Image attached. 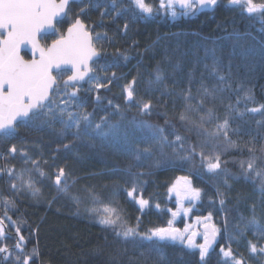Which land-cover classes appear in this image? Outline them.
I'll use <instances>...</instances> for the list:
<instances>
[{
    "label": "trees",
    "instance_id": "obj_1",
    "mask_svg": "<svg viewBox=\"0 0 264 264\" xmlns=\"http://www.w3.org/2000/svg\"><path fill=\"white\" fill-rule=\"evenodd\" d=\"M146 3L156 8L159 11L158 15L153 13L152 16H146L140 13L135 7L129 6L130 0H116L115 7L112 0H92L91 5L85 0L83 5L80 3L70 6V17L84 6L85 13L82 14V18L94 27L95 32L102 36L107 33L109 39L102 41V44L108 54L101 58L100 65L105 66L114 61L119 65L112 69L119 79L109 89L100 90L99 104L95 101L94 94L84 91L79 94L81 101L86 104V110L93 113L91 119L98 122L101 116L109 114L110 122L118 123L121 130H133L134 126L129 121L136 116L135 108L125 111V119L120 120L119 115L108 105V101L122 105L120 86L136 77L137 93L150 98L154 104L151 116L138 118L164 127L165 135L169 139H174V132L178 131L195 144L196 129L186 131L176 118L177 113L183 108V99L179 93L191 87L195 97L201 83L210 88L223 87L224 90L219 95L224 103L207 105L216 109L219 121L214 120V123L222 121L227 105L233 104L244 115L241 117L232 113L230 125L233 129H238L239 135L230 134L231 138L238 143L254 139L257 148L255 155L260 157L259 148L264 144V113H251L246 109L264 104V19L259 16L249 17L240 8L229 6L227 0H220L215 9L197 12L173 21L167 10L159 9V0H146ZM176 9L183 11L178 7ZM101 12L106 13L103 18ZM69 23L70 19L66 18L57 27L60 31H66ZM124 24H128L126 32ZM53 38L54 35L47 37L44 43H51ZM117 48L127 54L129 57L127 61L115 56ZM213 59L218 61L231 87L219 85L217 78L210 74L206 65L211 66ZM158 65L164 69L167 92H171L172 95H168L167 92L161 95L163 85L150 87L148 84L150 79H154V69ZM100 77L103 79L102 73ZM240 85L242 87H239ZM87 87L85 84L84 88ZM249 91L253 101L243 98L244 93ZM238 98L239 104L236 103ZM195 102L194 99L193 103ZM166 118L170 120V124H165ZM59 127V124L55 127H21L12 140L18 149L22 148L33 159H40L41 168L48 174L53 172V165L65 167L70 174L69 195L63 193L57 195L51 181L45 179L41 185L43 199L37 201L28 194L21 195L17 198L16 209L10 212L14 220L27 222L22 224V233L29 238L26 250L30 251L34 245H38L41 258L37 264H198V254L179 244H162L160 255H157L155 252H149L150 242L144 241L138 245L121 243L110 230L102 229L96 222L97 215H89L84 204L77 210L74 197L85 200L89 207H93L84 191L85 188H93L101 193L100 203L94 205L99 215H103V205L112 199L113 193H116L115 199L124 209L129 224L134 226L136 217L141 214L138 206L126 198L123 189L130 179L125 170L136 162L121 151V144L113 146L114 141L111 139L106 141L89 137L74 139L70 132L61 135ZM148 134L146 129L143 132L136 131L135 137L141 139ZM92 136L94 137V134ZM64 144L70 146L65 149ZM8 146V143L0 142V156L6 153ZM217 151H222V160L228 161L225 167L231 174L228 177L231 187L224 185L223 175L214 176L203 169L193 172V184L203 189V197L189 216L192 220L195 215H207L208 211H212L214 221L221 226L218 244L210 254V264H217L218 245L229 243L228 235L235 233L233 225L239 220L240 215L251 216L252 203H256L257 216L264 223L259 178L232 179L233 176H240L239 162L249 159L252 154L246 148H229L224 151L221 146ZM44 160H47L48 164H44ZM10 163L17 171L30 167L25 165L19 156ZM256 163L257 167L264 166V160L258 159ZM3 164V159H0V166ZM139 164L141 166L139 169L133 167L132 170L151 173L143 178L146 181L142 184L143 195L151 201V206L141 216V230L166 226L171 218L167 208H175V195L170 196L168 188L178 176L189 175L190 166L188 164L173 166L165 162L156 167L153 165V158L144 157ZM34 175L38 178V174ZM217 186L226 193L225 208L230 221L228 233L223 230L225 213L219 211ZM0 194H11L7 177H0ZM54 196L56 198L49 206L48 201ZM156 203L160 204V209L155 208ZM2 212L0 205V215ZM185 222V217L181 216L177 218L175 225L183 228ZM37 228L35 235H30ZM9 233L13 235L14 229H10ZM247 239L254 238L249 234ZM7 243L12 244L14 240L9 239ZM231 243L234 249L244 254L248 264H264V258L251 257L247 252L245 238L234 239ZM142 252L145 253L144 257L140 256ZM113 257H116L115 261Z\"/></svg>",
    "mask_w": 264,
    "mask_h": 264
},
{
    "label": "snow or ice",
    "instance_id": "obj_2",
    "mask_svg": "<svg viewBox=\"0 0 264 264\" xmlns=\"http://www.w3.org/2000/svg\"><path fill=\"white\" fill-rule=\"evenodd\" d=\"M74 0H0V142L8 143L6 153L0 156L4 164L0 166V177H7L10 195L0 194V264H37L41 258L38 245H34L30 251L27 249L28 237L22 233V224L26 221L14 220L10 214L16 209L17 198L28 194L34 200L44 198L42 182L47 179L51 181L57 195L70 194L68 180L70 174L63 166L53 165V172L48 174L41 168V160L33 159L22 148L12 143L15 133L21 127L47 126L55 127L61 135L72 133L74 139L82 137L99 138L100 140L114 141L121 144V151L132 161L125 170L130 178L123 191L126 198L138 206L141 214L136 217L135 225H130L126 218L124 209L115 199L103 205L104 213L99 215L94 205L100 203L101 193L93 188H85L88 199L93 207H89L85 200L74 197L77 210L82 204L89 215H97L96 222L102 229L110 230L112 235L121 243H132L138 245L144 241L151 243L149 252L160 255L162 244H179L192 253L198 254V264H210L211 252L218 244V237L221 235V226L214 221L213 212L208 211L207 215H195L193 222H185L184 227H176L175 221L181 215L189 217L196 204L202 200L203 189L194 186L192 173L201 169L214 176L223 175V183L230 188L228 177L231 175L225 165L228 163L222 160V151H217L221 146L226 151L229 148H246L252 154L249 159L239 162L241 169L240 176H233L238 180L259 178L260 204L264 207V166L257 167L258 159L264 160V144H261L260 157L255 155L257 148L254 139L238 143L231 138L230 134L239 135L238 129L230 125L232 113L243 116L233 104L227 105V111L220 122L216 116L214 106L219 102L224 103L219 95L223 87H208L201 83L197 94L193 97L192 89L189 87L182 90L179 95L183 99V108L177 113L176 118L191 132L196 129L197 143H191L178 131L174 132V139L165 135V128L149 123L147 120L138 117L151 116L154 109L153 101L137 93V78L133 77L120 86L123 104H113L111 100L108 105L118 114L120 120H124V113L135 108L136 116L132 118L133 130H121L118 123H111L109 114L101 116L98 122L91 119L93 113L86 110V104L81 101L80 93L84 91L94 94L95 101L99 104L101 100L100 90L109 89L119 78L117 73L112 71L118 67L114 61L105 66L100 65L101 58L106 56L107 49L102 41L109 39L107 33L102 36L95 32L83 18L85 7H80L78 13L70 17V4ZM83 5L85 0H79ZM115 7L116 0H112ZM92 0H87L91 5ZM220 0H159V9L167 10L175 19L177 17L176 6L183 10L181 15H194L209 9H215ZM227 4L238 7L249 17L259 16L264 19V0H227ZM130 7H135L140 13L152 16L153 6L146 3V0H130ZM99 7V5H97ZM101 12V18L105 16ZM119 14V13H117ZM70 19L66 31H60L57 27L63 19ZM124 31L128 24H124ZM54 34L51 43H44L48 35ZM110 42V41H109ZM99 45V47H98ZM29 49L31 58H26L23 49ZM115 56L124 61L128 60L127 54L116 49ZM209 68L210 74L217 78L219 85H227L228 77L220 68L218 61L213 59ZM103 74V79L100 74ZM110 73V74H109ZM87 84L88 87L84 88ZM149 86L163 85L161 95L167 92L164 69L159 65L154 69V79L148 81ZM191 84V79L189 80ZM239 87H242L240 85ZM172 95L171 92H167ZM245 100L253 101L251 92H245ZM195 99V103L193 100ZM237 99L236 103L239 104ZM251 113H264V104L246 109ZM167 117V114L165 113ZM165 124H170L165 119ZM173 127H175L173 125ZM147 130V136L137 139L135 132ZM94 134V137L92 136ZM70 145L64 144L67 149ZM59 151V149H57ZM158 151V155H157ZM17 156L21 157L25 165H30L17 171L10 161ZM153 158V165L159 167L162 163H170L173 166L188 164L189 175H181L168 188V193L175 195V208H167L170 219L166 226H154L141 230V216L151 206V201L144 198L142 184L146 183L143 178L151 173L142 170L133 171V167H141V158ZM197 158L199 163L197 164ZM54 159V157H53ZM48 164L47 160L43 161ZM38 174V178L34 175ZM75 183V181H73ZM226 193L219 186L216 188V197L220 205L219 211L225 213L223 230L229 232V219L225 208ZM48 201L49 206L55 200ZM187 202V205H186ZM215 203V201H213ZM160 209V204H155ZM251 216L240 215L239 220L233 225L235 233H229V243L219 244L217 264H248V259L243 253L232 247L231 241L237 238H245L247 252L251 257L264 258V223L257 216V205L250 206ZM14 229L10 235L9 230ZM38 228L30 233L35 235ZM251 234L254 239H247ZM197 237L202 242H197ZM13 239L14 243L7 241ZM141 257L145 253H140ZM163 257L161 256V259ZM131 259V258H130ZM116 260V257H113Z\"/></svg>",
    "mask_w": 264,
    "mask_h": 264
},
{
    "label": "rangeland",
    "instance_id": "obj_3",
    "mask_svg": "<svg viewBox=\"0 0 264 264\" xmlns=\"http://www.w3.org/2000/svg\"><path fill=\"white\" fill-rule=\"evenodd\" d=\"M72 5H73V4H71V6H72ZM153 9H154V14H155V15H158V12H159V11H158L156 8H154V7H153ZM175 10L177 11V17H176L175 19H174V18L170 15V13L167 11V13L169 14V17H170L171 20H173V21L178 20V19H181V18H186V17L189 16V15H188V16L181 15L180 13L183 12V11L180 12V11H178L177 9H175ZM186 205H187V202H186ZM181 216H183V215H181ZM181 216H180V217H181ZM180 217H179V218H180ZM183 217H184V216H183ZM185 219H186V221L189 222V223L193 222V219L191 220L189 217H187V218H185ZM175 226H176V225H175ZM196 239H197V242H202V238H201V237H197Z\"/></svg>",
    "mask_w": 264,
    "mask_h": 264
},
{
    "label": "water",
    "instance_id": "obj_4",
    "mask_svg": "<svg viewBox=\"0 0 264 264\" xmlns=\"http://www.w3.org/2000/svg\"><path fill=\"white\" fill-rule=\"evenodd\" d=\"M74 3H79V0H74V2L73 3H71V4H74ZM70 4V5H71ZM179 7V6H178ZM51 35V34H50ZM24 53H27L28 54V56H29V58H31V52H30V50L29 49H23V54ZM215 247V246H214Z\"/></svg>",
    "mask_w": 264,
    "mask_h": 264
},
{
    "label": "flooded vegetation",
    "instance_id": "obj_5",
    "mask_svg": "<svg viewBox=\"0 0 264 264\" xmlns=\"http://www.w3.org/2000/svg\"><path fill=\"white\" fill-rule=\"evenodd\" d=\"M75 4V3H74ZM77 4H80V3H77ZM71 6V5H70ZM62 23V22H61Z\"/></svg>",
    "mask_w": 264,
    "mask_h": 264
},
{
    "label": "bare ground",
    "instance_id": "obj_6",
    "mask_svg": "<svg viewBox=\"0 0 264 264\" xmlns=\"http://www.w3.org/2000/svg\"><path fill=\"white\" fill-rule=\"evenodd\" d=\"M76 4V3H75Z\"/></svg>",
    "mask_w": 264,
    "mask_h": 264
}]
</instances>
